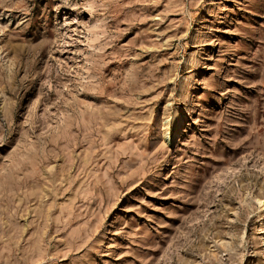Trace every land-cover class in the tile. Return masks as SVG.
<instances>
[{
	"label": "rangeland",
	"instance_id": "374dc122",
	"mask_svg": "<svg viewBox=\"0 0 264 264\" xmlns=\"http://www.w3.org/2000/svg\"><path fill=\"white\" fill-rule=\"evenodd\" d=\"M0 264H264V0H0Z\"/></svg>",
	"mask_w": 264,
	"mask_h": 264
},
{
	"label": "bare ground",
	"instance_id": "6f19581e",
	"mask_svg": "<svg viewBox=\"0 0 264 264\" xmlns=\"http://www.w3.org/2000/svg\"><path fill=\"white\" fill-rule=\"evenodd\" d=\"M260 203V201H258Z\"/></svg>",
	"mask_w": 264,
	"mask_h": 264
}]
</instances>
